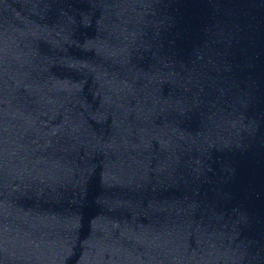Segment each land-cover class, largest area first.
<instances>
[{"label":"water","instance_id":"obj_1","mask_svg":"<svg viewBox=\"0 0 264 264\" xmlns=\"http://www.w3.org/2000/svg\"><path fill=\"white\" fill-rule=\"evenodd\" d=\"M0 264H264V0H0Z\"/></svg>","mask_w":264,"mask_h":264}]
</instances>
